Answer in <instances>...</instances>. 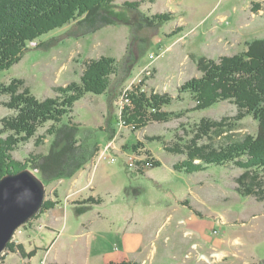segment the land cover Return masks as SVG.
<instances>
[{
  "label": "rangeland",
  "instance_id": "1",
  "mask_svg": "<svg viewBox=\"0 0 264 264\" xmlns=\"http://www.w3.org/2000/svg\"><path fill=\"white\" fill-rule=\"evenodd\" d=\"M126 1H142L141 11L120 7ZM115 3L119 5L114 10L116 23L90 32L76 22L56 28L29 42L17 63L0 70V85L21 80L23 88L45 99L55 96L59 85L81 82L91 60L114 57L117 65L108 91L86 93L72 112L84 134L95 130L97 156L79 176L46 183L45 201H56L55 206L41 210L16 231L14 244L25 243L26 249H32L35 242L41 247L32 261H24L13 247L2 253L0 263L260 264L264 199L238 191L237 178L244 170L225 163L188 173L181 164L204 117L235 123L228 130L233 139L255 135L259 121L252 115L234 120L238 108L231 101L194 110L192 95L179 90L186 81L202 76L201 57L219 60L240 54L250 42L264 38V0ZM142 12H168L172 19L157 31L141 28ZM136 86L147 94L167 93L174 98L164 107L172 113L169 121H150L141 129L127 126L122 111L130 103L128 92ZM9 99L0 90V126L4 117L15 114L6 106ZM68 121V116L62 120ZM51 125L48 122L37 132L46 136L42 144L36 145L35 138L21 143L14 157L24 162L31 154H47L53 140L47 134ZM229 140L226 134L212 133L197 142L219 147ZM137 143L160 165L152 163L140 170L130 166L132 159L148 160L132 149ZM174 148L183 152L168 150ZM261 175L264 181V171ZM90 197L99 202L77 214L75 206Z\"/></svg>",
  "mask_w": 264,
  "mask_h": 264
},
{
  "label": "trees",
  "instance_id": "2",
  "mask_svg": "<svg viewBox=\"0 0 264 264\" xmlns=\"http://www.w3.org/2000/svg\"><path fill=\"white\" fill-rule=\"evenodd\" d=\"M141 3L126 1L120 7L140 10ZM118 7L115 0H0V70L17 63L29 42L56 28L76 22L90 32L116 23L119 18L114 10ZM140 18L141 28H155L157 31L172 19V13H143ZM116 66L114 57L102 56L91 60L81 76V82L59 85L55 87L57 94L45 99L37 98L28 87L23 88L21 80L0 85V90L10 95L6 106L15 111V114L4 117L0 126V178L7 173L29 168L46 184L73 177L93 161L100 150L95 130L84 134L83 126L73 120L72 112L76 101L86 93L103 94L108 91ZM198 68L202 76L186 81L179 90L192 95L196 101L194 110L209 108L220 101H231L238 108L234 120L252 115L259 121V127L255 135L247 134L243 138L233 139L234 135L228 134V130H232L235 123L204 117L196 127L193 146L187 150L188 158L181 164L186 172L192 173L206 169L209 164L234 163L244 170L237 178L238 191L242 195H256L263 200L264 38L253 40L248 44V49L240 54L222 56L219 60L203 56L198 60ZM127 97L130 103L124 107L122 119L128 127L141 129L150 121L167 122L171 118L172 113L164 111V107L170 105L174 98L167 93L147 94L136 86L128 92ZM65 116L69 117L68 122H62ZM48 122H52V125L47 129V134L53 137L49 152L31 154L24 162L17 160L13 152L21 143L32 138H35L36 145L43 143L46 136L37 132ZM212 133L219 136L226 134L230 140L219 147L198 144L202 136L210 138ZM141 146L143 144L140 143L131 146L137 155L148 158L134 161L139 170L147 163L160 165V161L148 150H142ZM168 150L183 152L179 148ZM55 202L47 199L41 210L53 208ZM98 202L90 197L76 205L75 211L80 215ZM13 247L21 256L29 258L35 256L38 250L27 251L22 243L14 244L11 241L7 249ZM110 264L136 263L123 261ZM260 264H264V261Z\"/></svg>",
  "mask_w": 264,
  "mask_h": 264
},
{
  "label": "water",
  "instance_id": "3",
  "mask_svg": "<svg viewBox=\"0 0 264 264\" xmlns=\"http://www.w3.org/2000/svg\"><path fill=\"white\" fill-rule=\"evenodd\" d=\"M44 181L31 169L0 178V256L19 227L38 214L45 202Z\"/></svg>",
  "mask_w": 264,
  "mask_h": 264
},
{
  "label": "crops",
  "instance_id": "4",
  "mask_svg": "<svg viewBox=\"0 0 264 264\" xmlns=\"http://www.w3.org/2000/svg\"><path fill=\"white\" fill-rule=\"evenodd\" d=\"M83 169H81L79 172H77V176H79V173H81V171H82ZM57 209V207H55L53 210L55 211ZM57 213H59V211H56ZM49 228H51V227H49ZM41 235H43V232H42V234ZM25 247H26V245H25V243H22ZM27 248V247H26ZM35 248H37L38 250H37V253H36V255L39 253V249H41V247L40 246H38V243H33V248L32 249H26L27 251H31V250H33V249H35ZM50 250V249H49ZM49 250H47L48 252H49ZM17 254H20L19 252H17ZM35 255V256H36ZM35 256H33V257H31V258H29V257H23L22 256V258H23V260L24 261H28V262H31L32 261V259L35 257Z\"/></svg>",
  "mask_w": 264,
  "mask_h": 264
},
{
  "label": "built area",
  "instance_id": "5",
  "mask_svg": "<svg viewBox=\"0 0 264 264\" xmlns=\"http://www.w3.org/2000/svg\"><path fill=\"white\" fill-rule=\"evenodd\" d=\"M146 165H147V166H150L149 163H147ZM130 166H134V161H133V159H132V161L130 162Z\"/></svg>",
  "mask_w": 264,
  "mask_h": 264
}]
</instances>
